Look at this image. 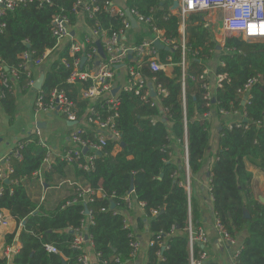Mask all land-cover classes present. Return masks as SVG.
<instances>
[{
    "label": "trees",
    "instance_id": "obj_1",
    "mask_svg": "<svg viewBox=\"0 0 264 264\" xmlns=\"http://www.w3.org/2000/svg\"><path fill=\"white\" fill-rule=\"evenodd\" d=\"M103 1L98 0L95 4L101 6ZM75 2L33 1L20 4L12 11L6 10L0 16V77L17 68L14 83L23 89L29 78L25 70L18 68L24 62L20 55L33 49L38 57L50 50L41 65L30 62V70L38 67L44 74L41 88L35 92L47 101L53 88L64 89L76 104L78 126L86 128L83 123L88 118L89 102L80 98V89L89 87L92 82L67 81L72 70L69 55L72 41L64 39L57 43L52 34V19L57 15L66 16L71 31L81 17L90 31L100 27L111 33L122 28V18L102 7L89 16L82 7L76 11ZM172 3L173 0H126V8L135 9L148 19L143 27L130 30L134 43L154 37L153 27L162 30L166 38L174 41L170 46L175 47L171 51L158 50L161 62L166 63L170 56L171 63L179 64L184 56L190 66L187 74L192 66L201 65L209 69L213 79L224 76L220 86H215L214 97L206 96L203 84L207 79L202 73L192 79L193 84L187 78L185 82L188 80L192 90L184 97L183 111L182 89L179 93L178 88L181 67L175 66L172 76L145 69L147 75L157 76L152 82L155 87L164 89L166 95L156 93L153 97L149 94L155 103V108H151L148 99H143L142 95L120 89L115 119L120 140H108L91 163L85 157L89 152L81 151L79 157L69 162L58 156L44 167L48 147L40 143L38 135L33 132L19 138L16 145L21 158L13 155L16 146L6 157L12 172L8 175L9 183L0 181V210H8L17 225L22 221L25 223L18 239L20 248L9 257L0 253V264H80L84 244L81 248L74 245L80 232L91 236L99 264H126L134 255L130 243L137 241L136 230L145 229L149 237L145 264H190L186 228L189 220L193 228L199 227L202 211L192 196L188 199L181 185L186 179L182 149L187 148L191 182L193 177L200 176L210 147L213 114L222 122L216 158L210 167L213 212L232 238L247 231L235 264H264V202L253 192L252 173L248 170L249 165L264 170V41L248 43L239 36H232L226 37L223 46L217 48L212 30L204 26L203 13L199 12L186 18L183 54L179 19L170 10ZM87 34L82 33L79 39H84ZM94 45L95 40L86 43L84 51L75 55L87 54ZM61 59H65L68 67ZM87 63L90 67L97 66L94 56L85 61L83 67ZM252 78L257 80L248 89V102L242 105L241 89ZM101 103H96L95 108L104 116L108 108L106 104L101 107ZM0 106L8 116V124H12L17 113L15 95L2 85ZM235 113L243 115L237 120L240 126L237 127V121H234L229 127L223 122L224 116ZM87 131L93 138L95 132L88 128ZM175 148L179 150L178 155H174ZM42 168L46 169V182L54 175L59 179L73 176L71 194L52 209L31 199L26 192L24 181ZM85 186L100 191L101 195L94 193L91 201L86 200L82 192ZM131 186L133 190L129 192ZM111 202L115 204L113 209H110ZM138 203L142 204L143 217L136 220V225L125 226L126 212ZM244 210L249 218L243 217ZM88 216H91V222L86 224ZM15 234L16 231L5 235V244L9 247L15 244ZM47 244L58 251H47ZM203 250L205 245L194 242L192 256L198 257ZM203 264H207L206 260Z\"/></svg>",
    "mask_w": 264,
    "mask_h": 264
},
{
    "label": "built area",
    "instance_id": "obj_2",
    "mask_svg": "<svg viewBox=\"0 0 264 264\" xmlns=\"http://www.w3.org/2000/svg\"><path fill=\"white\" fill-rule=\"evenodd\" d=\"M33 1H38L39 3L46 2L49 3L50 0H0V16L4 14L6 10H14L20 4H26ZM98 0H76L74 8L78 11L79 7L83 8V11H87L89 16L93 12L97 11L100 7L106 9L110 14H118L122 18V28L119 31L108 32L100 27L92 28L91 32L88 33L84 39H77L71 36L70 28L68 25V18L64 15H57L52 19V34L56 37L57 43H60L64 39H70L71 45L69 48V55L72 57L71 67L72 70L67 79L68 82L72 83L76 80L87 81L90 80L92 84L87 88L80 89V98L82 100H87L89 102L86 109L87 120L83 124L86 128H81L78 126L79 119L77 115V108L74 101L68 98L67 93L64 89L55 87L52 89L47 101H44L41 95L36 94L33 100V110L35 113H54L59 114L64 117L68 122H74L71 127L69 134V141L66 149L63 150L61 156L62 159H66L67 162L71 161L73 158L80 156L81 151H87L85 157L90 163L95 158L97 152L106 144L108 140L119 141L120 133L116 129L115 119L118 116L117 107L119 105V98L117 97V92L120 89L132 90L136 95H142L143 99H148L151 108H155V103L151 100L147 92V82L148 76L144 72L145 69L152 73L161 72L163 69L173 66L175 64L171 63V57H167V62L163 63L160 61L158 49L153 44L155 39H158L162 44L169 46L173 49L175 46H170L174 44L173 40L166 38L163 31L153 27L152 30L155 36L152 38H146L141 43H134L133 38L130 36L131 27L130 21L126 15L125 8H120L116 6L111 0H104L103 4L97 5L95 2ZM174 1V0H173ZM178 6L175 10H171L179 19L178 32L180 33V39L182 43V49L184 54V42H185V20L189 14L205 12L207 17L212 12L221 13V28L222 30L228 32H235L244 37V39H249L250 41H264V0H176ZM172 6V5H171ZM129 9L130 14L136 20L137 27L144 26L148 19L144 18L135 9ZM207 19V18H206ZM209 21V19H207ZM206 22V21H205ZM207 24V23H205ZM240 36V37H241ZM93 40H100L104 57H100L98 53L97 46L94 45L90 51L85 54L81 53L76 56V53L84 51L85 44L92 42ZM96 44V43H95ZM130 53V58H128ZM50 50H46L41 56L36 57V51L31 49L29 51H24L20 57L24 62L18 65L26 71L29 80L25 84L23 89H31L34 87V79L32 72L30 70V62L39 66L46 59ZM94 56V60H98L96 67H90L87 63L85 67L83 64L85 61H89ZM36 57V58H35ZM82 57H85L84 62L81 64ZM32 58H35L32 61ZM129 59L126 62L125 59ZM61 62L68 67L65 59H61ZM122 64L121 67L116 68L117 65ZM146 64V66H144ZM181 65L186 64L184 56L182 61L179 63ZM8 70V69H4ZM122 71L124 75V85L119 87V89L112 93V89L116 86L115 78L118 71ZM18 70L13 68L8 75H2L0 77V85L7 87L8 90L15 91L14 80L17 77ZM224 76L219 75L215 80L216 87L220 86L219 82ZM257 78L250 79L241 89L243 95L244 104L248 102L250 96L248 95V89ZM182 88L183 85H182ZM102 101L101 107L107 105V114L103 116L95 108V104ZM183 111H185L184 101H182ZM243 117V115H242ZM261 122L259 121L258 124ZM233 122L229 123L228 126L231 127ZM236 126L239 127L240 123L237 121ZM87 128L94 131L93 138L90 137ZM39 135V132H35ZM40 143L48 147L46 141L39 140ZM18 147L21 148L22 145L18 143ZM184 169L186 172V179L181 185L187 192L188 199L190 197V180L189 171L187 164V148L184 146ZM13 155L20 159L21 154L17 148L13 150ZM47 151L44 167L50 165V157ZM43 169V168H42ZM12 172L10 165L6 167L5 171L0 169V181L8 178L9 173ZM210 178L208 179V193L210 195ZM83 194L86 200L91 201L93 199L94 193L100 196V191L95 192L89 186L83 188ZM211 197V196H210ZM141 206L142 204L139 203ZM1 211V210H0ZM156 213V212H154ZM215 217V214H214ZM126 220V219H125ZM86 224L91 222V216L86 219ZM214 222L216 228L220 232L221 236L230 244L236 245V239L232 238L227 231L220 225L219 220L215 217ZM0 225L7 226L8 220L0 212ZM127 220L125 226H127ZM188 242L190 248V264H203L207 259V252L203 250L198 257L194 258L192 256V247L194 242H198L201 245L207 244V237L204 230L201 227L196 229L192 227L191 220L188 222L187 226ZM89 244L92 247L91 236L78 233L74 240V245L81 248L84 244ZM130 245L133 248L132 254L136 252L139 247L138 241H132ZM45 249L49 252L56 253L58 250L51 244L45 245ZM84 249V247H83ZM241 250V245L238 246L232 256V261L235 264V259ZM97 256V254H96ZM80 264H90L88 254L83 252L79 257Z\"/></svg>",
    "mask_w": 264,
    "mask_h": 264
},
{
    "label": "crops",
    "instance_id": "obj_3",
    "mask_svg": "<svg viewBox=\"0 0 264 264\" xmlns=\"http://www.w3.org/2000/svg\"><path fill=\"white\" fill-rule=\"evenodd\" d=\"M111 1L120 8H126V0ZM215 13H218L219 17L221 18V13ZM202 19L206 20L207 22V19L205 17H202ZM214 19L215 16L213 17V20L210 19L207 24H205V22L204 26H211L214 30ZM78 20V24L76 25L74 30L71 29L70 31L73 33L71 36L77 39H79V36L82 33L91 32L90 29L86 27L81 17ZM216 28L219 27L217 26ZM220 30H222V28H220ZM130 36L131 38H133L132 33H130ZM218 36V34H215L214 38L217 40ZM213 62L214 60H212V64ZM175 66H180L183 70H187L188 68H190L188 64H175L173 66H169L168 68L163 69L161 73L164 74L167 72L166 75L171 76V71ZM191 68L192 70L189 71L190 83L192 82L193 77L197 78L200 73L204 74L205 78L207 79V82H210L212 97H214L213 93L216 85L214 84V79L209 69L201 65L192 66ZM31 71L35 82L41 75V69L38 67H33V70L31 69ZM147 76L148 87L149 82H152L157 79V76L155 74H150ZM124 80L125 79L123 72L119 70L115 78L116 86L122 88L124 85ZM187 81H181V84H179L178 86L179 93L182 89V101H184V97L187 95V92H190L192 90V85L190 86ZM182 85L184 88H182ZM14 86L15 106L17 109V113L15 120L12 124H8V116L0 106V169L2 171H5L6 167L8 166V161L6 160V157L12 151L13 147L16 146L17 140L21 137L28 135L29 133H33L36 131L39 132V140L46 141L48 145V153L50 155V162H52L56 157L61 155L63 150L67 147L70 130L73 126V124L69 125L68 121H66L64 117L59 114L35 113L33 110V100L35 98L36 89L34 87L33 89L28 90L22 89L18 85H16V83ZM200 91L202 92V90ZM147 92L149 95V88H147ZM212 101L214 102V99ZM238 117L241 118L242 115L237 113L233 115L229 114L227 116H224L225 119L223 118V122L229 124L231 122L237 121L239 119ZM59 118L62 119V121H60ZM210 121L212 124L210 147L207 150L205 159L202 163L200 176L197 175L196 177H193L190 182V196L193 197V199L199 205L202 211L199 220V227L204 230L207 237V244L205 245V251L207 252L206 263L234 264L232 261L233 253L235 249L241 245L242 240L247 234V231L244 230L238 235V237L236 238V245H230L221 236L220 232L216 228L214 222L215 217L212 208V200L208 193V179L210 178V175L208 176V173H210L211 164L216 158V153L218 149L219 129L221 128L220 123L222 122L221 119L215 117L214 114ZM151 124L153 125L155 123ZM175 150L176 152H174V155H178L177 151L179 150L177 148H175ZM182 153L184 154V147L182 149ZM182 158L184 160V157ZM45 170V168L41 169L36 175H33L32 178L26 179L24 183L26 187V192L31 199L43 204L44 207H46L47 209H52L60 201L68 198L71 194L73 176L70 174L66 178L59 179L57 175H54L50 182H46L44 179ZM248 170L252 173V190L256 195L258 194L259 198L263 199V201L261 202H264V170H261L255 165H249ZM0 212L1 214H3L6 220H8L7 226L0 225V253L5 254L7 257H9L10 253L13 252L11 250L12 247L15 246V251H17L20 248V243L18 241H15V244L9 247L7 244H5V235L10 234L14 231L17 232L20 224H16V221L11 217L8 210L2 209ZM139 217H143V209L139 203L132 205L130 211L126 212L125 214V219L127 220L128 225H136V220ZM143 221L146 222V218H143ZM135 234L139 243V247L134 253L133 257L128 260L126 264H145L146 249L149 245V237L147 235L146 229L143 231L136 230ZM84 251L88 254L90 264H99L98 257L96 256L92 247H90L88 243L84 245Z\"/></svg>",
    "mask_w": 264,
    "mask_h": 264
},
{
    "label": "water",
    "instance_id": "obj_4",
    "mask_svg": "<svg viewBox=\"0 0 264 264\" xmlns=\"http://www.w3.org/2000/svg\"><path fill=\"white\" fill-rule=\"evenodd\" d=\"M177 6H178V2L176 0H174L173 3H172V6H171V10H175L177 8ZM125 12H126V15H127L128 19L130 21L131 27L132 28H136L137 27L136 20L130 14L129 9L128 8H125ZM70 34L72 35L73 33L70 32ZM247 42H250V41L247 40ZM95 43H96V46H97V49H98L99 56L100 57H104V51H103V48H102V45H101L100 40H96ZM153 44L156 46V48L158 50L164 49V50H167V51H171V48L169 46H166V45L162 44L158 39H155L154 42H153ZM130 53L131 52L129 51L128 58H130V56H131ZM84 60H85V57H82L81 64L84 62ZM98 62L99 61L96 60V65L98 64ZM121 66H122V64H119V65L116 66V68L121 67ZM4 69H7V67H4ZM43 79H44V74L41 73L40 77L34 82V85H33L36 90H39L41 88V85L43 83ZM214 83H215V80H214ZM118 89H119V87H114L112 89V93H115ZM242 105H244V101H242ZM243 121L244 122L246 121V118L245 117L243 118ZM68 124L69 125H72V124H74V122H68ZM120 144H121V146L124 145L123 142H121ZM209 175H210V173H208V176ZM4 182L9 183L8 178L4 179ZM132 190H133V187L131 186L130 189H129V192H131ZM260 199H261V201H263L262 198H260ZM114 207H115L114 202H111L110 209H113ZM85 213H87V209H85ZM243 217L244 218H249V215H248V213H247L246 210H244ZM24 223H25V221H22L20 223V226H19V228H18V230L16 232V235H15V241H18L19 236H20V232H21V230L23 228ZM11 250L14 252L15 251V246H13Z\"/></svg>",
    "mask_w": 264,
    "mask_h": 264
},
{
    "label": "rangeland",
    "instance_id": "obj_5",
    "mask_svg": "<svg viewBox=\"0 0 264 264\" xmlns=\"http://www.w3.org/2000/svg\"><path fill=\"white\" fill-rule=\"evenodd\" d=\"M215 12H217V11H215ZM215 12H212L210 15H209V17H207V15L205 14V12H201V13H203V17H205V18H207V19H209V21H210V19L211 20H213V17L215 16V19H214V26H215V31L213 30V28L210 26V28H211V34H212V36L213 37H215V34H218L219 36H218V38H217V46H219V47H222V43H223V41H224V39L226 38V37H232V36H239V34H237V33H235V32H228V31H225V30H220V28H221V18L219 17V14L218 13H215ZM216 15H215V14ZM220 18V19H219ZM186 21V20H185ZM209 21H207V22H209ZM206 22V23H207ZM219 27V28H216V27ZM214 31V32H213ZM241 36V35H240ZM239 36V37H240ZM241 39H243L244 41H246L247 42V40L248 41H250L249 39H244V37H242L241 36ZM250 42H257V41H250ZM249 43V42H248ZM221 45V46H220ZM224 48H222V50H223ZM225 50V49H224ZM219 52V51H218ZM187 64V63H186ZM59 120L60 121H62V119H60L59 118Z\"/></svg>",
    "mask_w": 264,
    "mask_h": 264
},
{
    "label": "bare ground",
    "instance_id": "obj_6",
    "mask_svg": "<svg viewBox=\"0 0 264 264\" xmlns=\"http://www.w3.org/2000/svg\"><path fill=\"white\" fill-rule=\"evenodd\" d=\"M206 21V20H205ZM210 27V26H209ZM223 43H224V41H223ZM223 43H222V46H223ZM221 46V45H220ZM217 48H221V47H217ZM173 70V69H172ZM172 72V71H171ZM167 73V72H166ZM165 73V74H166ZM172 76V75H171ZM202 76H205L204 74L202 75ZM187 78H189V74H187L186 73V70H183L182 69V67H181V75H180V78H179V80H180V83H181V81H184L185 82V80L187 79ZM194 78V77H193ZM148 88H149V94L151 95V96H155V94L157 93H161L162 95H166V91L164 90V89H161L159 86H156L155 87V85L153 84V82H149V85H148ZM203 88H205V90H206V96L208 97V96H212V92H211V88H210V82L208 83V82H205L204 84H203Z\"/></svg>",
    "mask_w": 264,
    "mask_h": 264
}]
</instances>
